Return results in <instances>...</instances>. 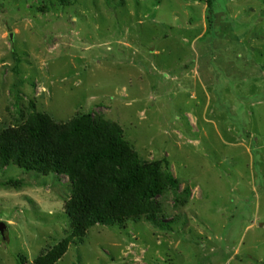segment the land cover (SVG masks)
I'll return each instance as SVG.
<instances>
[{
	"label": "rangeland",
	"instance_id": "rangeland-1",
	"mask_svg": "<svg viewBox=\"0 0 264 264\" xmlns=\"http://www.w3.org/2000/svg\"><path fill=\"white\" fill-rule=\"evenodd\" d=\"M65 1L0 0V130L90 114L179 188L77 239L69 179L11 163L0 264H264V0Z\"/></svg>",
	"mask_w": 264,
	"mask_h": 264
},
{
	"label": "trees",
	"instance_id": "trees-1",
	"mask_svg": "<svg viewBox=\"0 0 264 264\" xmlns=\"http://www.w3.org/2000/svg\"><path fill=\"white\" fill-rule=\"evenodd\" d=\"M206 3L210 8L213 1ZM122 135L118 125L90 114L65 125L32 114L19 130H0V168L13 163L41 176H66L71 198L65 211L72 236L83 239L95 225L112 226L126 218L154 215L156 199L167 189L179 188L166 160L142 162ZM67 243L58 244L34 264H55Z\"/></svg>",
	"mask_w": 264,
	"mask_h": 264
},
{
	"label": "water",
	"instance_id": "water-1",
	"mask_svg": "<svg viewBox=\"0 0 264 264\" xmlns=\"http://www.w3.org/2000/svg\"><path fill=\"white\" fill-rule=\"evenodd\" d=\"M6 230V226L4 223H0V235L3 236Z\"/></svg>",
	"mask_w": 264,
	"mask_h": 264
}]
</instances>
